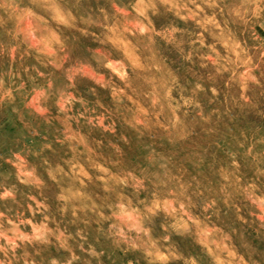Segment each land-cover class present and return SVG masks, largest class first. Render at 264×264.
Masks as SVG:
<instances>
[{"label":"rangeland","instance_id":"1","mask_svg":"<svg viewBox=\"0 0 264 264\" xmlns=\"http://www.w3.org/2000/svg\"><path fill=\"white\" fill-rule=\"evenodd\" d=\"M118 7L0 0V192L16 190L0 212L54 233L0 260L264 264V17L245 27L177 0L146 9L163 35L137 40Z\"/></svg>","mask_w":264,"mask_h":264},{"label":"clouds","instance_id":"2","mask_svg":"<svg viewBox=\"0 0 264 264\" xmlns=\"http://www.w3.org/2000/svg\"><path fill=\"white\" fill-rule=\"evenodd\" d=\"M34 2H38L42 5H48L50 3L56 2V0H34ZM61 3H67V0H60ZM190 3L196 4V0H189ZM203 4L206 5H216V8L219 9L220 15H226L228 20H231L234 23L243 24L245 27H247L253 19H261L264 17V0H201ZM120 3L123 4V7L117 8V15L113 16L112 19H114L117 23H120L121 21V14L122 19L125 23L130 21H136L134 24L135 32L133 33V36L135 39L139 40L146 35H148V39H151L152 35H163V33H156L154 28L153 21L146 15V9H151L153 15L159 16L160 12L158 9V5H164L169 6L168 10H171L172 8L177 7V0H128V2L125 4L124 0H120ZM223 4V7H220V5ZM113 5H116V0H113ZM186 7V5H184ZM197 8L200 12H203L204 9L200 8L199 5H197ZM215 11V9H214ZM133 13H138V15H134ZM68 15L71 17V11L68 12ZM177 16H179V12L176 13ZM143 18V19H141ZM181 19H187V17H180ZM105 19H108L107 14H105ZM144 20H147V25L143 22ZM215 22V21H214ZM217 27L219 25L217 24ZM261 27H264V24H261ZM177 31H180L177 28H171L168 32V36H171L172 33H175ZM138 33V35H137ZM237 48H240V45L237 44ZM240 50L243 52L245 51L244 48H240ZM104 67L107 68H113L112 63L105 64ZM123 68V65H121ZM115 70V69H113ZM120 75L121 80L125 79L126 73L121 71L118 73ZM197 88H200V85H197ZM213 93H215V89H212ZM168 95V90L165 89L163 92V95H157V94H149L146 97V100L150 102V107L155 109V107L161 103V100L166 98ZM143 123V121H142ZM30 176L31 173H28ZM174 195V193H173ZM29 199H35L34 197H29ZM11 200L13 203H16V190L13 188L12 190L5 189L3 192H0V201H8ZM208 207H211V205H208L204 208V211L206 212L208 210ZM11 209H9V212ZM139 216V213H137V217ZM17 219L19 220V223H14L12 219H10L8 216H6L5 212H0V241H5L6 243H0V252L5 253L7 256L9 250H11L13 258H17L15 256V250L20 247L21 245L17 243V241H20L21 243L27 242L28 244L33 243H49L48 237L50 235H54L52 233L51 229H47L46 226L36 227L35 225L32 226V234L28 235L25 232L20 231V225H29L32 224L31 220H25L17 216ZM121 219H126L129 221H133L128 225L129 231H135L137 234L143 232L144 235H149V230L142 228L139 224L138 219L133 218V216L125 213L124 216L121 217ZM7 221V224L11 225L10 228L7 230L5 229L4 222ZM115 227V225L113 226ZM161 227H164L161 225ZM165 232H167V229L165 228ZM11 233V235H9ZM124 242L130 243L131 247L136 248L139 245L132 241V238L125 234L123 229H120V231L117 233ZM63 234L61 233L60 236H57V239H61ZM168 235H164L162 239L164 241L169 240ZM137 239H139V235H137ZM154 246V245H153ZM156 256L161 261H167L169 259L168 256L162 255L160 253V250H156ZM27 255V254H25ZM18 259V258H17ZM0 264H4L3 260H0ZM8 264H11V260H9ZM25 264H28V260L25 259ZM33 264L35 262L33 261ZM51 264H58V262L53 259L51 261ZM70 264V262H69ZM129 264H132L130 261Z\"/></svg>","mask_w":264,"mask_h":264}]
</instances>
